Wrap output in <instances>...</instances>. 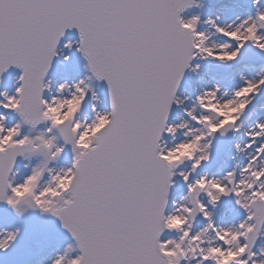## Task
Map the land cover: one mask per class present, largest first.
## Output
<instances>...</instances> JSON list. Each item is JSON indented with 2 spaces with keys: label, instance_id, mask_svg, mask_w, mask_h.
I'll list each match as a JSON object with an SVG mask.
<instances>
[{
  "label": "snow or ice",
  "instance_id": "snow-or-ice-1",
  "mask_svg": "<svg viewBox=\"0 0 264 264\" xmlns=\"http://www.w3.org/2000/svg\"><path fill=\"white\" fill-rule=\"evenodd\" d=\"M252 4L254 15L223 25L204 21L214 29L211 37L224 38L219 43L198 30L199 15H181L202 7L198 0H0V77L11 67L21 70L14 94L0 92V108L19 118L6 126L7 116L0 113V202L18 216L32 209L59 219L74 244L51 264H219L215 253L234 249L239 254L232 264H264V246L256 248L264 237V121L244 132L247 143L234 146L246 162L220 177L197 174L211 161L216 135L243 128L242 115L264 89V68L256 78L241 76L243 84L230 94L219 84L201 91L184 109L187 119L169 123L173 105L181 107L188 99L177 92L186 70H199L194 60L228 65L246 46L264 53V0ZM72 29L79 39L66 41L64 48L75 47L89 74L58 84L57 95L46 97L51 86L46 76L60 55L61 39ZM93 80L107 85L106 110L97 108ZM74 97L79 106L70 120L50 116L58 101ZM86 102L91 119L79 115ZM232 105L240 115L231 124L212 110ZM41 124L47 127L37 131ZM25 126L28 134L22 133ZM178 133L179 142L165 139L176 141ZM193 143L199 150L170 160L178 146ZM69 147L71 164L58 166ZM18 158L26 161L21 180ZM186 162L189 169L182 167ZM177 176L186 194L170 204ZM33 181L35 202L17 203L19 188ZM54 188L56 206H40L39 197ZM226 199L242 214L221 226L214 214ZM197 217L206 223L193 232ZM180 218L179 225L173 223ZM19 231L0 233V250H7ZM166 232L175 236L162 239Z\"/></svg>",
  "mask_w": 264,
  "mask_h": 264
},
{
  "label": "rangeland",
  "instance_id": "rangeland-1",
  "mask_svg": "<svg viewBox=\"0 0 264 264\" xmlns=\"http://www.w3.org/2000/svg\"><path fill=\"white\" fill-rule=\"evenodd\" d=\"M243 1L245 4H249L251 13H252V15H254L256 9L253 7L252 0H247V1L243 0ZM218 2L221 4L223 3L222 0H218V1L199 0L198 3H200L202 5V7H194L192 10H188V12L183 13L182 16L184 18H190L193 15H199L201 18V23L198 25V30L199 31L214 32V29L209 28V25L204 23V21H206L209 18H212V19L216 20V22L218 24H220V19H222V18H225V17L226 18H228V17L232 18V16L235 14H236L235 15V17H236V16L241 15L242 13H245V11H244L245 6H238V4L235 3L234 1H230V4H227V6H225V8L222 12L223 14L217 12L216 15H212V12L209 13L208 9H210L211 4H216ZM247 14H249V12H247ZM217 17H219V19H217ZM72 39L73 38H70V39H68V41L69 40L72 41ZM210 39L215 40L217 42H224V38H222L218 35H213L212 37H210ZM252 48H254V47H252ZM59 52H60L59 62H58L57 68L54 69V75H53V77L57 78V80H59V82L62 83L63 81H65V77H64L65 75L62 76V74H68V75L70 74L71 76H73V78L71 79L73 81L71 83L76 81V77L79 76V78L82 79L86 75L89 74L85 68L84 58L82 57V55L78 51H76L75 47H73L72 50H68V49L64 48V45H63L61 47V49L59 50ZM65 55L70 56L71 59L69 61H65L64 60ZM198 63L202 66V68H204L205 70H208L213 75L219 76L221 79L220 78H216V79L220 80V83L217 82V84H220L221 86L222 85L224 86L223 83H225L226 79H227L226 75H227L228 71L231 69L238 68L240 71H242L243 76L246 79H248L250 77L256 78L258 76V73L260 72V69L264 68V64L254 66L252 64V62H250V61L243 63V64H239V59L237 61L231 63V64H228V65L221 64V63L215 62L213 60H199ZM16 75H18V74L16 72H13V75L9 76V78H6L3 82L0 83V92H7L9 94V92L6 90L7 84L10 81H12V78H15ZM227 81H230V80H227ZM233 82H236V81H233ZM71 83L69 82V84H71ZM92 83H93L94 90L96 92L98 91L101 93L102 85L100 84V82L93 80ZM193 84H194V80L193 81L189 80L187 83V88H183V94L189 100V107H187V108H191L193 106L192 102L195 100V97L197 96L196 92H198V91H195L193 89ZM52 85H53V89H54L56 84H52ZM14 92H15V87L13 90V94H14ZM51 92H53V93H51ZM51 92L46 91L45 96L51 97V96L57 95L56 88H55V91L52 90ZM0 99H3V97H0ZM103 107H104V110H106L105 105ZM82 111H84V118L91 119L92 113L90 111L89 105L86 107L83 106ZM0 113H3L4 115L7 116V120L5 121L6 126H12L19 119L15 113L5 112V110L2 108H0ZM177 114L180 117H182V120L187 119L186 115H184L182 112L178 111ZM259 114H261V117L264 120V89L261 90L259 95L255 96L252 103L248 106V108L246 109V111L242 115V117L244 119H249V120L251 118H257L258 119L259 117H257L256 115H259ZM45 127H47V125H41V126L37 127V131L44 129ZM29 131H30V129L27 126H25L22 129V133H24V134H28ZM32 134L35 135L36 131H32ZM239 135H241V131L237 132V133L231 132L230 137H229V144L230 145H229L228 149L226 150L225 154L221 158H219L218 160H211L209 163H204L201 166V168H199L197 170V174H202L206 171H207V173H208V171L213 172V173L215 171H219L217 177H220V176L224 175L226 171H229L232 168H234L235 163L233 160V155H231V153H232L231 150H232L233 143L235 142L236 138ZM37 159L38 158L34 157L32 160V163L35 164ZM71 159H72V154L66 148L64 153L62 154L59 162H58V166H69V164H71ZM24 163H26V161L21 160V162L18 165L17 180H21L27 174V170L23 167ZM182 167L184 168V166H182ZM186 169H188V168H186ZM45 179H47V176H45ZM175 183L178 184L177 179H175ZM185 194H186V185L181 180V182L179 183L178 186L177 185L174 186V188L171 191L169 198L179 202L181 200V197ZM222 202L227 203V205L223 206L224 210L226 207H229V210H230L232 208V207H230V204L234 203V201L231 199H226V200H223ZM234 206H235V204H234ZM235 210H237L236 212H238V206H235ZM11 211H12V208L7 206V205H5L4 207H0V219L2 218L5 221L8 220L9 215L11 214L10 213ZM224 213L225 212H222L223 216H224ZM241 214H242V211L240 210V213L238 215H236L237 220L240 218ZM45 216H47V218L51 217L50 214H42L39 211L38 212V221H35L31 217L29 210L22 215L24 220L28 224L31 225V228L35 229V235L32 236L31 238L29 237L28 240L24 239V244L30 243V245L31 244L37 245L38 247H40V252H42L43 249H45L46 245L51 244V245L57 246L56 250L58 253L61 252V250H64L67 247V245L74 244V241H71L70 239H68L66 237H60V236H57L56 234H54V232H52L49 229L48 224L45 222V218H44ZM218 218H219L218 215L214 216L215 222L219 220ZM232 218H233V216H232ZM221 222H223V221L221 220ZM216 223L218 224V222H216ZM204 224H205V222H204L203 218L198 217V220L193 224V230L195 229V231H199L200 228H202L204 226ZM12 225H14V224L13 223L9 224V226H10V227H8L9 231H14L15 229H17ZM51 236H53L54 239L50 238ZM174 236H175L174 233L166 232L162 236V239H167V238L174 237ZM263 238L264 237H262L260 241L259 240L257 241L258 245L260 243H262ZM257 244H256V248L258 249L259 247ZM18 251H19L18 246H17V248H16V246H15V248L13 247L11 249V251H9L7 254L2 255L3 257H1V259H0V264H4L5 262L7 264H16V262L14 261V258L16 257ZM72 255L74 256V255H76V253L74 252V253H72Z\"/></svg>",
  "mask_w": 264,
  "mask_h": 264
},
{
  "label": "bare ground",
  "instance_id": "bare-ground-1",
  "mask_svg": "<svg viewBox=\"0 0 264 264\" xmlns=\"http://www.w3.org/2000/svg\"><path fill=\"white\" fill-rule=\"evenodd\" d=\"M212 1H218V0H212ZM220 7H221V3H219V2L216 3V4H211L210 5V9H208V11H209V13L212 12V15H216L217 12H218V8H220ZM222 12H219V13H222ZM235 15H233L232 18L231 17H228V18L225 17V18L220 19V24L223 25V24L231 23L237 17L243 18V17L248 16L249 14H247V12H245V13H242L241 15H239V16H236V17H235ZM72 41H76V40L72 39ZM219 43H223V42H219ZM60 49H61V47L58 48V52H59ZM59 57H60V55L57 58H59ZM199 60L200 59H197L196 64H199L198 63ZM215 62H217V61H215ZM63 75H65L64 76L65 77V81H67L68 83L69 82L71 83L73 81V80H71L73 78V76H71L70 74L69 75L68 74H62V76ZM18 76H19V74L16 75L15 78H12V81H10L7 84L6 90L9 92L10 95L13 94L14 87L16 88L18 86V82H17V77ZM241 76H243L242 71H240L238 68L229 70L227 75H226V77H227L226 82L223 83L224 86L223 85L221 86L219 84L221 86V88H222V91H228L229 94H230L232 90L240 87L243 84V82H244L241 79ZM216 78H220V77L213 75L211 72H209L208 70H205L200 65V68H199V70L197 72H192V71L190 72V74L188 76V81L189 80H192V81L194 80L193 89L195 91H198V92H196V94L199 95V93L201 91L213 88L217 84V82L220 83V80H218ZM79 79H80L79 76L76 77V81H78ZM248 79H252V78L250 77ZM49 80L51 81L50 91L49 90H46V91H48V92H51L52 90L55 91V88H57V85L60 84L61 82H59V80H57V78L53 77V75H51V78ZM227 80H230V81H227ZM65 81H63V82H65ZM233 81H236V82H233ZM52 84H56L54 89H53V85ZM51 93H53V92H51ZM96 93H97V95L99 97V100H100V103L97 104V108H98V110H104V107H103L104 106L103 105L104 104L103 94H102V92L100 93L98 91ZM178 96L180 98H182V99L186 97L183 94V88L180 89V92H179ZM187 107H189V100L188 99L185 100V103L181 107H178V110L175 113V118L172 119L171 124H178V123H180L182 121V117H180L177 113H178V111H180V112H182L185 115L184 109L187 108ZM79 115H80L81 118H84V111H81V113ZM259 115H256L257 117H259L258 119L257 118H251L249 120V119H244L243 117L241 118L240 123L243 124V128L241 129V135H239L236 138L235 142L233 143L232 150H231L232 151L231 155H233V157L236 156V159L234 160L235 165L237 163L246 162V160H245L244 156H238L236 154L234 146H235L236 143H240L241 145L247 143V137L244 136V132L246 130H248L257 121H262L263 120V118L261 117V114H259ZM182 138H183L182 137V133H178L177 134L176 141H171V139L169 137H165V139L168 140L170 143L179 142V140L182 139ZM183 166H184L185 169L186 168L189 169L191 165H190V162H186L185 165H183ZM204 173H207V171L204 172ZM204 173H202V174H204ZM218 173H219V171H215L214 173L208 171L207 174L210 177L211 176H216L217 177ZM175 179L178 180V184L175 183V185L178 186L182 179L180 177H178V176L175 177ZM169 200H170V204H171V201H173V200L170 199V198H169ZM224 205H227V203H225V202L223 203L222 202L220 204V206L217 208V210L215 211V214H214V216H216V215L219 216V218H218L219 220L216 221V222H218V225L223 226L225 224L233 223V222L238 221L237 218H236V215H238L240 213V210L238 209V212H236L237 210H235L234 203L230 204V207H232L230 210H229V207H226L225 210H224V208H223ZM222 212H225L224 216L222 215ZM10 213L11 214L9 215V219L8 220L5 221L2 218L0 219V233H2L4 231H9L8 227H10L9 226L10 223H13L14 225H12V226H14L15 228H19L20 231H19V234H18L16 240L9 246V248L7 250H0V259H1V257H3L2 255L7 254L9 251H11V249L13 247L15 248V246H16V248L18 246V250H19L17 255H16V257L14 258V261L16 262V264H51V261L55 258L56 255L62 254L64 252V250H61V252L58 253L57 250H56L57 246H54V245H51V244L46 245L45 249H43L42 252H40V247H38L37 245H33V244L30 245V243L24 244V239L28 240L29 237L31 238L32 236L35 235V229L31 228V225L28 224L24 220V218L22 216H18L14 212L13 209H12V211ZM231 215L233 216V218H232ZM44 218H45V222L48 224L50 218L49 217L47 218V216H45ZM221 220L223 222H221ZM204 222L206 223V221H204ZM193 232H196L195 229L193 230ZM53 236H51L50 238L54 239ZM260 240H261V238L259 239V241ZM260 246H264V238L262 240V243H260L258 245V247H260ZM4 264H7V263L5 262Z\"/></svg>",
  "mask_w": 264,
  "mask_h": 264
},
{
  "label": "clouds",
  "instance_id": "clouds-1",
  "mask_svg": "<svg viewBox=\"0 0 264 264\" xmlns=\"http://www.w3.org/2000/svg\"><path fill=\"white\" fill-rule=\"evenodd\" d=\"M209 28H211L209 26ZM209 34V38L211 37L212 32L206 31ZM242 35H250L248 33H244ZM79 97H74L71 101L65 103L62 101H58L55 106V111L50 113V116L53 119L59 120L61 123H64L66 119L70 120L71 115L79 106ZM211 108V105H209ZM218 114L223 115V123L231 124L239 115L240 109L237 105H232L229 107H218L212 109ZM212 126V125H209ZM89 137L84 138V142L87 143ZM200 145L198 143H193L190 145L178 146L177 149L171 154L170 160L173 162L180 161L185 159L189 155L193 154L197 150H199ZM57 183H60L57 181ZM56 189H52L51 191L46 192L45 194L39 197L40 206L42 207H55L54 195L56 193ZM36 199V182L33 181L31 183H26L21 186L18 192L15 194V201L17 203H26L29 201L35 202ZM183 218L176 219L173 221L174 224L179 225L182 222ZM232 241L235 242V236L232 237ZM238 250H231L229 253H215L219 264H232V261L238 255Z\"/></svg>",
  "mask_w": 264,
  "mask_h": 264
},
{
  "label": "water",
  "instance_id": "water-1",
  "mask_svg": "<svg viewBox=\"0 0 264 264\" xmlns=\"http://www.w3.org/2000/svg\"><path fill=\"white\" fill-rule=\"evenodd\" d=\"M198 1H199V0H198ZM222 1H223V3L221 4V7L218 8V12H222V11L224 10L225 6H227V4H230V1H234L235 3L238 4V6H245L244 11H245V12H249V14L252 15L251 10H250V7H249V4H245L243 0H222ZM194 7H195V6H193V7L189 8V9H187L185 12H188V10H192ZM185 12H184V13H185ZM74 31H77V30H75V29L68 30L63 38H65L68 34L74 32ZM63 38H62V39H63ZM62 39H61V40H62ZM68 39H69V38H68ZM68 39H66L65 41H68ZM65 41L62 43L61 47L63 46V44L65 43ZM60 42H61V41H60ZM244 51H245L246 53L251 52V53L254 54V55L261 56V58H262V59H261V60H262L261 63H264V53H261L260 51H255V50H253V49H251V48H249V47H247V46H246V48L244 49ZM196 61H197V59L193 62V65L196 64ZM57 65H58V64H57ZM56 68H57V66H56ZM56 68H55V69H56ZM190 72H191V70L188 71V76H189ZM186 73H187V70H186V72H185V75H184V77H183V80H182V82H181V85H182V84L184 83V81H185ZM10 75H13V72H12L11 74H9L8 76H6L5 78H9ZM51 75H54V72H53V74H51ZM188 76H187V82H188ZM5 78H4V79H5ZM50 78H51V76L47 77L46 80H49ZM4 79H2L1 82H3ZM1 82H0V83H1ZM181 85H180V86H181ZM106 86H107V85H106ZM183 88H187V84H186L185 87H183ZM179 92H180V89L178 90L177 95L179 94ZM45 93H46V92H45ZM85 104H87V102H86ZM177 110H178V107H175V112H174V114L171 116V114H172L173 111H174V105H173V107H172V109H171V112H170V116H171V118H170V116H169V118H170L169 123H171V122H172V119L175 118V113H176ZM41 125H45V124H41ZM229 135H230V132H229L228 134H226L225 136H220L219 133L216 135V138H215V139H216V143H215V145H214V147H215V155H214V159H217L219 156H221V155L224 153V151L228 148V146H229ZM220 137H221V140H220ZM69 150H70V147H69ZM70 151H71V150H70ZM19 160H20V158H18V161H19ZM18 161H17V162H18ZM171 191H172V189H171ZM171 191H170V194H171ZM169 197H170V196H169ZM2 205H5V203L0 202V206H2ZM30 211H31V214H32L33 218H34L35 220H37V212H38V210H32V209H30ZM49 226H50V228H51L53 231H57V232H60V233H63V234H68V235H70L65 229H63V227H62V225H61V222H60L59 219L56 218V217H54V219L51 220ZM60 237H65V236H60Z\"/></svg>",
  "mask_w": 264,
  "mask_h": 264
}]
</instances>
